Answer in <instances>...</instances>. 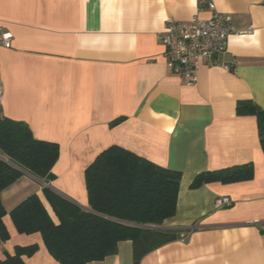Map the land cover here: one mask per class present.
<instances>
[{
	"label": "crops",
	"instance_id": "1",
	"mask_svg": "<svg viewBox=\"0 0 264 264\" xmlns=\"http://www.w3.org/2000/svg\"><path fill=\"white\" fill-rule=\"evenodd\" d=\"M210 1L251 32L230 36L220 66L202 65L188 86L167 69L157 34L167 19L208 18L200 0H0V35H12L0 46V113L59 148L52 181L24 174L2 193L9 239L0 261L36 246L25 264H59L9 212L37 195L57 224L44 188L88 209L85 170L117 146L181 173L175 215L162 225L179 238L140 264H264V154L256 118L236 113L241 102L264 110V0ZM247 163L250 181L190 188L200 173ZM220 198L231 205L216 209ZM88 264H133V245Z\"/></svg>",
	"mask_w": 264,
	"mask_h": 264
},
{
	"label": "trees",
	"instance_id": "2",
	"mask_svg": "<svg viewBox=\"0 0 264 264\" xmlns=\"http://www.w3.org/2000/svg\"><path fill=\"white\" fill-rule=\"evenodd\" d=\"M236 113L256 118L264 154V110L251 102H241ZM58 157L57 144L37 140L25 122L0 113V242L9 239L3 222L6 210L2 193L24 174L49 183ZM253 177V165L247 163L200 173L190 188L210 183L234 184ZM180 179V172L112 146L85 170L88 209L44 188L57 224L37 195L27 197L9 216L19 234L39 233L49 255L59 264L102 261L117 254L118 244L124 241L133 245V264H140L145 255L179 238L176 232L162 230V225L175 215ZM37 250L36 246L17 247L14 255H6L0 264H25L23 258L33 256Z\"/></svg>",
	"mask_w": 264,
	"mask_h": 264
},
{
	"label": "built area",
	"instance_id": "3",
	"mask_svg": "<svg viewBox=\"0 0 264 264\" xmlns=\"http://www.w3.org/2000/svg\"><path fill=\"white\" fill-rule=\"evenodd\" d=\"M206 5L209 17L201 19L194 17L189 22H178L167 19L165 27L157 34L159 44L164 48L167 69L175 76L184 78L188 86L197 83V72L202 65L208 67L220 66L216 58L221 55L232 35H243L251 32L239 30L232 24L229 15L216 10L210 0H200ZM12 35H0V46L10 48ZM228 69L227 66H221ZM2 85L0 83V103L2 101ZM228 198L217 199L216 209L229 207Z\"/></svg>",
	"mask_w": 264,
	"mask_h": 264
}]
</instances>
